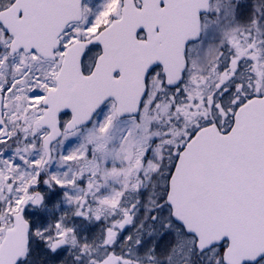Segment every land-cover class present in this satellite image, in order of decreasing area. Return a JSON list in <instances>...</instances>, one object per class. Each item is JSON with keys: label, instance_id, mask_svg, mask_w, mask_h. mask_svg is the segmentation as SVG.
<instances>
[{"label": "snow or ice", "instance_id": "6c2138e0", "mask_svg": "<svg viewBox=\"0 0 264 264\" xmlns=\"http://www.w3.org/2000/svg\"><path fill=\"white\" fill-rule=\"evenodd\" d=\"M0 264H264V0H0Z\"/></svg>", "mask_w": 264, "mask_h": 264}]
</instances>
